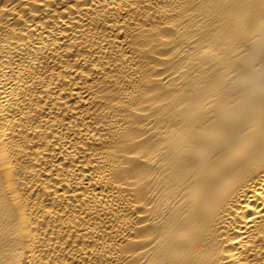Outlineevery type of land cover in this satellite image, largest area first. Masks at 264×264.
I'll return each mask as SVG.
<instances>
[{
	"label": "bare ground",
	"instance_id": "1",
	"mask_svg": "<svg viewBox=\"0 0 264 264\" xmlns=\"http://www.w3.org/2000/svg\"><path fill=\"white\" fill-rule=\"evenodd\" d=\"M0 264H264V0H0Z\"/></svg>",
	"mask_w": 264,
	"mask_h": 264
}]
</instances>
